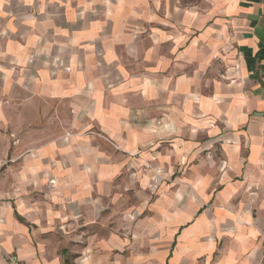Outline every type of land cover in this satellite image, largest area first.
<instances>
[{"label": "crops", "instance_id": "1", "mask_svg": "<svg viewBox=\"0 0 264 264\" xmlns=\"http://www.w3.org/2000/svg\"><path fill=\"white\" fill-rule=\"evenodd\" d=\"M0 155V264L144 261L99 236L145 164L223 171L177 195L159 264L220 227L238 244L215 264H264V0H0Z\"/></svg>", "mask_w": 264, "mask_h": 264}, {"label": "rangeland", "instance_id": "2", "mask_svg": "<svg viewBox=\"0 0 264 264\" xmlns=\"http://www.w3.org/2000/svg\"><path fill=\"white\" fill-rule=\"evenodd\" d=\"M13 159L12 155H0V184L1 176L5 173V168L11 163ZM216 159H222V156L216 154ZM143 176L145 174H152L153 184H149L146 180L137 179L135 185L122 186L120 190L121 203L119 202L115 208V212L107 210L106 219L104 221V229L99 236L104 239H112L113 233H118L123 241L130 240L132 244V251L128 249H121L120 253L122 257H126L129 253L134 254L136 258L144 259L139 264L151 263L150 257L154 264H159V260L162 259L163 252H166V248L172 244V238L169 237L168 229L172 226L171 223L167 225L171 220L165 218V214H171L183 207L184 203L177 202V195L183 192L185 198L191 197V195L200 194L202 197L211 195L219 190L220 186L219 178L223 173L221 169L214 171H170L165 172L163 170H157L151 165H144ZM16 171L11 173L14 178ZM194 175H210L211 180L214 182L211 185L193 186L190 181ZM126 177V174L124 175ZM145 178V177H141ZM14 192L19 189L15 186L12 187ZM223 189V188H221ZM259 195H264V188H256ZM28 192L25 194L34 195V189L28 188ZM39 196L46 198L47 194L43 190H36ZM234 204H224L222 209L230 210ZM264 203L258 202L253 204L254 206V218L258 216L263 208ZM264 213V212H263ZM227 224L224 221L223 224ZM162 234V239L160 238ZM233 233L224 227H220L217 233H211L205 235L198 241V250L191 253L188 258V264H215L221 252L237 246V242H234ZM264 241V231L260 230L258 237L253 242L261 244ZM216 247L217 251L212 252L210 249ZM183 248V247H182ZM220 250V251H218ZM93 251L87 252L85 256L84 252L69 251L66 255L72 264H75L73 260L80 259L83 256L89 257ZM94 253H98L96 250ZM103 253V252H102ZM187 253V249H184L183 254ZM160 255V256H159ZM185 256V255H183ZM179 257V256H178ZM82 258V259H83ZM160 258V259H159ZM186 257H179L178 264H184ZM145 261H148L147 263Z\"/></svg>", "mask_w": 264, "mask_h": 264}]
</instances>
